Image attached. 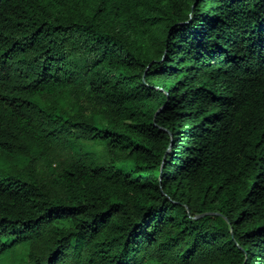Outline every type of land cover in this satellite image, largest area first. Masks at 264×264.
I'll return each mask as SVG.
<instances>
[{"label":"trees","instance_id":"obj_1","mask_svg":"<svg viewBox=\"0 0 264 264\" xmlns=\"http://www.w3.org/2000/svg\"><path fill=\"white\" fill-rule=\"evenodd\" d=\"M0 264H264V0H0Z\"/></svg>","mask_w":264,"mask_h":264},{"label":"water","instance_id":"obj_2","mask_svg":"<svg viewBox=\"0 0 264 264\" xmlns=\"http://www.w3.org/2000/svg\"><path fill=\"white\" fill-rule=\"evenodd\" d=\"M206 213H209V212L200 213V214L196 215L195 217H199V216L206 214Z\"/></svg>","mask_w":264,"mask_h":264}]
</instances>
